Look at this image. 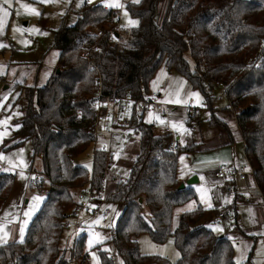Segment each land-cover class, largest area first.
Returning a JSON list of instances; mask_svg holds the SVG:
<instances>
[{
	"label": "trees",
	"instance_id": "1",
	"mask_svg": "<svg viewBox=\"0 0 264 264\" xmlns=\"http://www.w3.org/2000/svg\"><path fill=\"white\" fill-rule=\"evenodd\" d=\"M165 1L161 23L158 0H128L125 7L138 18L128 30L117 29L100 38L92 32L94 26L119 21V8L103 4L84 5L75 24L55 29L58 65L44 85L27 87L23 116L14 131V145L30 140L33 155L41 156L44 175L39 184L48 182L49 188L24 238L0 244V264H72L71 257L89 264L86 234L67 247L62 244L65 221L77 207L79 191L88 184L103 191V201L124 206L110 240L125 264H236L231 238L203 223L207 209L201 205L183 211L173 228L176 208L197 199L193 187L179 188V153L197 151L200 144L169 151L155 125L135 116L131 129L139 133L141 147L127 180L111 188L106 185L112 157L104 149L94 153L90 174L74 162L94 140L89 129L97 77L104 94L130 92L143 98L164 64L202 92L211 109L210 125L228 136L227 144L235 140L227 116H235L246 162L255 168L256 183L264 193V0ZM256 53L262 56L257 69L246 64ZM217 89L229 102L225 117L212 106ZM14 182L13 172H0L4 201ZM30 187H35L32 181ZM143 232L156 243L174 236L179 260L142 254L138 237ZM100 258L101 264H117L108 251L100 250Z\"/></svg>",
	"mask_w": 264,
	"mask_h": 264
},
{
	"label": "rangeland",
	"instance_id": "2",
	"mask_svg": "<svg viewBox=\"0 0 264 264\" xmlns=\"http://www.w3.org/2000/svg\"><path fill=\"white\" fill-rule=\"evenodd\" d=\"M106 1L49 0L45 3L41 0H10V4H6L4 0H0V7L7 9L9 13L3 17L5 23L0 29V45H3L0 46V154L3 156L0 159V172H13L15 175L14 186L9 198L5 201L0 198V234H3L5 239V242L0 244L24 238L26 225L45 198L49 188L48 182L43 184L44 192L36 187H30L35 173L41 172L43 169L41 156L33 155L31 141L26 140L14 145L17 141L13 136L14 131L20 124L26 105L25 91L29 86L44 85L58 65L59 50L54 47L55 29L63 23L66 25L75 24L84 5H104ZM126 1L128 0H112V3L118 2L121 5L118 7L120 12L118 25L123 31L135 26L130 24L129 20L138 21V18L132 16L125 7ZM24 5L35 9L39 14L29 12ZM166 6L167 1L158 0L157 19L159 23L164 18ZM2 15L3 13L0 12V16ZM110 26L111 24L106 23L102 24L101 28L108 30ZM189 61L192 65L191 57ZM148 91L150 93L161 92V101L167 105L165 114L150 112L147 115L146 120L155 125L157 134L164 137L168 124L180 137V148H184L190 143L200 144L197 151L181 150L179 153V178L185 177L187 181L192 176H197L199 181L193 185L197 199L176 208L173 228L178 225L180 214L183 211L188 210L190 205L191 209H194L198 204H202L207 209L203 222L209 227L211 217L216 211L213 206L223 208L227 204H231V197H227L223 188L219 187L218 181L213 179V171L220 164L227 163L229 159L232 160L234 152L239 156L242 155L243 161H246L244 160L245 146L235 116H227L235 139L234 143L227 144L228 136L221 129L210 125L211 109L202 92L199 89H194L184 75L174 70H168L164 64L151 78ZM214 96L215 100L212 105L214 111L224 116L223 111L228 106V99L221 89H217ZM177 99L181 102L174 103L173 101ZM190 99L194 100L192 115L185 112V107ZM161 121L164 122L161 123ZM173 122L178 126L182 125V129L174 128ZM168 139V137L164 138V146ZM140 147V135L131 128L118 127L115 128V132L103 135L99 141V149L106 150L112 157L106 174V185L109 188L113 187L116 182L129 178ZM94 153V144L92 143L84 153L75 158V164L86 167L90 174ZM250 179L252 177L248 180ZM238 187L240 188V184ZM243 191H246L247 194H256L246 189ZM213 195L218 196L219 199L213 200ZM34 196H40L42 199L37 203L33 200ZM202 196L212 204L211 208L207 206ZM123 207L119 203L101 200L96 211L82 209L78 217L72 214L68 220L70 225L64 227L62 244L66 247L75 238L78 224L81 226L80 231L87 233L85 236L89 264H101L100 250L108 251L117 264H125L110 240L111 229L122 215ZM250 207L249 205L238 206L237 214L234 213L216 225H212L211 229H217L213 231L219 235H223V233L229 235L234 246L235 262L239 259L240 264L247 260L253 264H264L263 214L262 212L259 214L253 212ZM144 214L148 217L147 209ZM260 214L262 216H256ZM97 220L99 223H96ZM237 226L242 227L244 231H241ZM22 227L23 232H21ZM96 228L99 229L98 232L95 231ZM249 228H252L250 232L257 234V237L244 235L247 232L246 229ZM97 233L100 234L99 237H97ZM90 240L91 244H89ZM138 243L142 254L160 255L172 262H177L181 257L174 236L168 237L163 243H156L149 233L143 232L138 237Z\"/></svg>",
	"mask_w": 264,
	"mask_h": 264
},
{
	"label": "built area",
	"instance_id": "3",
	"mask_svg": "<svg viewBox=\"0 0 264 264\" xmlns=\"http://www.w3.org/2000/svg\"><path fill=\"white\" fill-rule=\"evenodd\" d=\"M117 29H120L118 22L111 25L108 30L102 29L101 25L94 26L92 32L100 38L106 33L113 34ZM83 55L85 56L86 53L84 52ZM246 64L255 69L260 68L262 66V56L256 53L254 56L248 57L246 59ZM97 83L99 87L91 102L94 117L89 129V133L94 139V152L99 148L100 137L103 134L109 133L114 128L118 127L131 128L134 117L137 116L140 119H144L145 113L149 110L163 113L167 110V105L161 101L159 92H151L143 98H136L130 92H126L123 95H107L102 92L100 77H97ZM193 104L194 100L190 99L188 105L185 107V112L188 115H192L193 113ZM164 135V138H169L165 145L167 150L177 151L180 149L179 137L168 124L165 128ZM254 174L255 168L248 162H243L238 166L223 163L213 171V176L218 180L220 187L223 188L224 194L227 197L233 198L234 201L230 205L215 211L214 215L211 217V225H216L221 220L236 213L238 203L243 202L248 204L252 202L254 196L247 194L246 191L241 190L238 186L239 183L247 179L248 175L254 176ZM43 175L42 171L37 172L32 178V184L40 191H43V185L39 184L41 176ZM87 186L81 189L77 195L78 204L76 209L72 212V214L77 217L82 209L96 211L99 202L103 200L104 197L103 191H97L91 185H89V187ZM256 189L259 191V196L257 197L261 200L260 205L264 207V193L260 190L258 185ZM68 220L69 218L65 221V227L70 225ZM80 228L81 226L77 224L75 238L87 234L85 231H80ZM98 230L97 228L95 229L96 232H98ZM70 259L72 264H80L74 258L71 257Z\"/></svg>",
	"mask_w": 264,
	"mask_h": 264
},
{
	"label": "crops",
	"instance_id": "4",
	"mask_svg": "<svg viewBox=\"0 0 264 264\" xmlns=\"http://www.w3.org/2000/svg\"><path fill=\"white\" fill-rule=\"evenodd\" d=\"M109 3H112V0H107L105 3H104V6L105 7H109L108 6V4ZM112 7H114V8H118V7H115V6H112ZM82 11V10H81ZM160 93V96H161V92H159ZM150 112H155V111H151V110H149L148 112H146L145 113V120L147 119V115H149L150 114ZM156 113H163V112H156ZM166 112H164L163 114H165ZM147 121V120H146ZM111 132H115V128L111 131ZM110 133V132H109ZM104 135V134H103ZM103 135L100 137V139L103 137ZM14 136V135H13ZM178 136V135H177ZM179 137V136H178ZM179 139H180V137H179ZM234 152V151H233ZM242 156V155H241ZM241 156H239L237 153H235L234 152V157H233V159L232 160H227V163L226 164H229V165H234V166H238V165H240L241 163H243L244 161H243V159H242V157ZM244 160H246L245 159V157H244ZM231 161V162H230ZM246 162V161H245ZM179 176V175H178ZM250 177H252V179H250V180H248ZM213 179H215L214 178V176H213ZM180 180H181V182H186V178L185 177H183L182 179L180 178ZM216 181H218L217 179H215ZM219 183V182H218ZM196 184V183H195ZM240 184V188L242 189V190H244V189H246L247 191H252L255 195H253V194H250V195H252V196H254V198H253V200H252V202L251 203H243V202H240V203H238L237 204V207L238 206H240V205H242V206H251L250 208H251V210L253 211V212H257L258 214H259V212H262V214H263V217H262V219H263V224H264V208H263V206L262 205H260V203H261V200L257 197V196H259V191L256 189V186H257V183H256V180H255V177L253 176V175H248V177H247V179L244 181V182H241V183H239ZM194 185V184H193ZM193 185H188V186H192L193 188H194V186ZM187 186V185H186ZM219 187H220V185H219ZM44 188V187H43ZM195 189V188H194ZM41 192H44V189H43V191H41ZM247 193V192H246ZM214 199H219L218 198V196H215V195H213V200ZM44 200V199H43ZM43 200H42V202H43ZM234 200L231 198V202L230 203H232ZM7 202V201H6ZM42 202H41V204H42ZM214 203H215V201H214ZM229 203V204H230ZM41 204L36 208V212L38 211V209L40 208V206H41ZM198 205H201L202 207H204L202 204H198ZM197 205V206H198ZM228 205V204H227ZM4 207V206H3ZM215 207V210H217V209H219L220 208V206H213V208ZM205 208V207H204ZM35 212V213H36ZM35 213L33 214V216L35 215ZM236 214H237V212H236ZM32 216V217H33ZM256 216H262L261 214L260 215H256ZM32 219V218H31ZM31 221V220H30ZM30 221L27 223V225L26 226H28V224L30 223ZM204 223V222H203ZM241 231H244V229L242 228V227H240V226H237ZM252 228H249V229H246L247 230V232H246V234H244V235H246V237H253V238H255V237H257L256 235L257 234H255L254 232L252 233V232H250V230H251ZM223 235H224V233H223ZM73 241V239L66 245V247L71 243ZM64 246V245H63Z\"/></svg>",
	"mask_w": 264,
	"mask_h": 264
},
{
	"label": "snow or ice",
	"instance_id": "5",
	"mask_svg": "<svg viewBox=\"0 0 264 264\" xmlns=\"http://www.w3.org/2000/svg\"><path fill=\"white\" fill-rule=\"evenodd\" d=\"M41 2H45V3H47V2H49V0H41ZM88 2H91V0H88ZM136 2H138V0H136ZM4 3H6V4H10V0H4ZM108 6H109V7H112V6H115V7H121V5H120L118 2H115V3H109ZM24 7H25L29 12H31V13H33V14H37V15L39 14L35 9L30 8V7L27 6V5H24ZM0 12L3 13V15L0 16V29H2L3 26H4V23H5L3 17L7 16L9 13H8L7 9H5V8H3V7H0ZM125 15H127V13H125ZM129 23L132 24V25H137V24H138V21H135V20H129ZM14 30H15V29H14ZM32 30L35 31L36 29H32ZM0 46H3V45H0ZM193 95H198V94H193ZM173 102H174V103H180L181 101H180L179 99H177V100H175V101H173ZM157 118H158V117H157ZM163 122H164V121H161V123H163ZM173 127H174V128L179 127L180 129H182V125H179V126H178L175 122H173ZM2 158H3V156H2V154H0V159H2ZM181 159H183V158H181ZM41 199H42V197H40V196H34V197H33V200L36 201L37 203H38ZM202 199L204 200L205 203H207V206H208L209 208L212 207V204L208 201V199H205L204 196H202ZM188 210H191V205L189 206V209H188ZM26 215H29V213H26ZM96 223H99V220H97ZM209 227L212 228L213 226H212V225H209ZM213 230H217V229H213ZM219 230H222V229H219ZM21 232H23V227L21 228ZM96 235H97V237L100 236L99 233H97ZM3 242H5L4 235H3V234H0V243H3ZM91 243H92V241L90 240V241H89V244H91ZM170 243H171V242H170ZM177 255H179V254H177ZM236 264H240V260H239V259L236 261Z\"/></svg>",
	"mask_w": 264,
	"mask_h": 264
},
{
	"label": "water",
	"instance_id": "6",
	"mask_svg": "<svg viewBox=\"0 0 264 264\" xmlns=\"http://www.w3.org/2000/svg\"><path fill=\"white\" fill-rule=\"evenodd\" d=\"M60 70H58L59 72ZM199 181L197 176H192L191 178H189L186 182H181L179 188L183 189L186 187V185H193L195 183H197Z\"/></svg>",
	"mask_w": 264,
	"mask_h": 264
}]
</instances>
